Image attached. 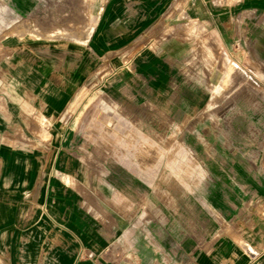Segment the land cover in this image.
<instances>
[{"label":"crops","instance_id":"1","mask_svg":"<svg viewBox=\"0 0 264 264\" xmlns=\"http://www.w3.org/2000/svg\"><path fill=\"white\" fill-rule=\"evenodd\" d=\"M101 18L117 20L103 25L109 35L151 34L136 68L157 98L181 92L172 106L180 113L207 101L200 75L187 77L189 66L233 68V80L251 81L242 98L264 106V0H106ZM45 66L23 53L6 65L16 99L35 90L49 107L62 104L63 88L41 78ZM225 113L233 125L248 115L244 108ZM260 113L264 120V107ZM71 141L68 131L60 145ZM249 145L231 139L230 152L209 160L214 169L199 172L192 187L184 174L179 182L167 173L163 185L151 172L111 165L103 182L112 192L100 204V220L92 195L62 187L52 166L46 171L39 161L21 198L0 188V264H264V153H240Z\"/></svg>","mask_w":264,"mask_h":264},{"label":"rangeland","instance_id":"2","mask_svg":"<svg viewBox=\"0 0 264 264\" xmlns=\"http://www.w3.org/2000/svg\"><path fill=\"white\" fill-rule=\"evenodd\" d=\"M105 1L0 0V188H12L21 198L32 185L29 171L45 161L62 187L92 195L94 217L100 220V204L108 203L112 192L103 180L113 164L151 172L163 185L167 173L179 182L184 174L192 187L199 172L214 169L209 160L230 152L231 139L252 141L240 153H264V106L258 98H242L251 81L233 80L231 67H185L188 78L200 75L207 101L198 111L180 113L175 108L181 92L157 98L136 68L151 34L103 33V25L117 22L101 18ZM22 53L46 65L41 78L63 88L60 106L49 107L35 90L16 99L6 65ZM232 108L248 113L238 116L237 125L225 113ZM68 131L72 141L62 146Z\"/></svg>","mask_w":264,"mask_h":264}]
</instances>
